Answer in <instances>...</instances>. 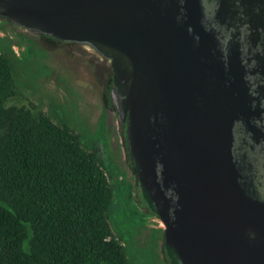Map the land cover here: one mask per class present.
<instances>
[{
	"label": "water",
	"instance_id": "obj_1",
	"mask_svg": "<svg viewBox=\"0 0 264 264\" xmlns=\"http://www.w3.org/2000/svg\"><path fill=\"white\" fill-rule=\"evenodd\" d=\"M11 8L46 33L127 59L128 74L115 57L133 155L182 263L264 264V202L241 189L233 156V121L244 114L238 87L210 53L199 58L188 3L12 0Z\"/></svg>",
	"mask_w": 264,
	"mask_h": 264
},
{
	"label": "rangeland",
	"instance_id": "obj_2",
	"mask_svg": "<svg viewBox=\"0 0 264 264\" xmlns=\"http://www.w3.org/2000/svg\"><path fill=\"white\" fill-rule=\"evenodd\" d=\"M11 4L0 0V59L7 63H0V84H5L0 97L5 114L13 109V117L28 118L24 127L44 118L82 154L93 156L110 190L105 216L111 236L106 240L117 244L127 264H183L167 242L165 225L140 179L117 58L96 43L44 32L21 20ZM224 26L223 50L226 56L235 48L242 54L241 83L250 92L255 52L246 37L250 29L238 20ZM3 196L0 187V205L9 209Z\"/></svg>",
	"mask_w": 264,
	"mask_h": 264
},
{
	"label": "trees",
	"instance_id": "obj_3",
	"mask_svg": "<svg viewBox=\"0 0 264 264\" xmlns=\"http://www.w3.org/2000/svg\"><path fill=\"white\" fill-rule=\"evenodd\" d=\"M1 104L0 187L10 208L0 205V264H127L106 240L110 190L93 156L46 119L24 127L29 119Z\"/></svg>",
	"mask_w": 264,
	"mask_h": 264
},
{
	"label": "flooded vegetation",
	"instance_id": "obj_4",
	"mask_svg": "<svg viewBox=\"0 0 264 264\" xmlns=\"http://www.w3.org/2000/svg\"><path fill=\"white\" fill-rule=\"evenodd\" d=\"M188 3V21L192 22L194 49L205 59L210 53L217 70L235 82L241 109L233 121V156L241 189L251 198L264 202V0H178ZM238 20L248 27L246 37L255 52L251 57L254 85L241 84L242 54L229 49L226 56L222 38L226 37L227 21ZM218 27L220 29H218ZM244 38V37H243ZM225 57H222V56ZM227 84V83H226ZM238 101V106L240 105ZM240 107V106H239ZM238 110V109H237Z\"/></svg>",
	"mask_w": 264,
	"mask_h": 264
},
{
	"label": "bare ground",
	"instance_id": "obj_5",
	"mask_svg": "<svg viewBox=\"0 0 264 264\" xmlns=\"http://www.w3.org/2000/svg\"><path fill=\"white\" fill-rule=\"evenodd\" d=\"M98 45H99V44H98ZM99 47H101V48L103 49V51H105L106 53H109V54H111V55L117 57L118 60H119V63H121V65L123 66V68L126 70V72H127V74H128V71H129V69H130V68H129L130 65H129V62L127 61V59H126L123 55H121L120 53L116 52L115 50H112V49H110V48H107V47H105V46H103V45H99ZM126 84H127V83H126Z\"/></svg>",
	"mask_w": 264,
	"mask_h": 264
}]
</instances>
